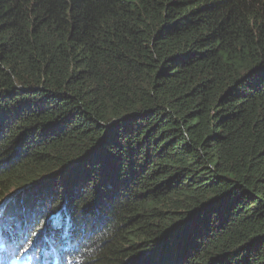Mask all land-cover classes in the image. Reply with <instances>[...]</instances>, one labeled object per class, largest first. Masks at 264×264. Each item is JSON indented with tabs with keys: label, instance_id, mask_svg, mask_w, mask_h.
Listing matches in <instances>:
<instances>
[{
	"label": "trees",
	"instance_id": "obj_1",
	"mask_svg": "<svg viewBox=\"0 0 264 264\" xmlns=\"http://www.w3.org/2000/svg\"><path fill=\"white\" fill-rule=\"evenodd\" d=\"M59 176L70 264H264V0H0V207Z\"/></svg>",
	"mask_w": 264,
	"mask_h": 264
},
{
	"label": "rangeland",
	"instance_id": "obj_2",
	"mask_svg": "<svg viewBox=\"0 0 264 264\" xmlns=\"http://www.w3.org/2000/svg\"><path fill=\"white\" fill-rule=\"evenodd\" d=\"M58 181H60V176L57 179V181L53 187V190H45L42 192H38V194L50 193V194L44 195L42 197L41 203H39V201H38L39 197H36L34 199V203H31L28 200L25 201L24 203H21L23 200H25V196H21V197L16 198L15 202L17 203V205H13L10 203L6 208H4L5 211L7 212V215H6L7 220L3 224H2V220H1L2 219V212H1L2 210H0V249L5 247L9 243H13V244H16L15 249H20L19 251L24 252V254L27 257H29V258H35L36 257L34 254L35 252L32 250L33 245H31V247H29L27 245L29 238L19 242L17 240V234L19 232H21L22 228L25 225H27L28 223L33 222V224L35 226L36 221L34 222V219L39 218V220H40L46 215V213L42 212L44 207H49V206L54 207V205H56V203L60 199V197L58 195L59 190H55L56 186H59ZM44 187H42V188H44ZM31 194H32V192H31ZM53 194H56L55 198L53 200H51L50 203H48L47 199L49 197H51V195H53ZM26 195L28 197L30 195V193L27 192ZM61 202H64V201H61ZM39 205L42 206L41 207L42 209L39 207ZM61 216H66L68 218V215L65 212L61 213ZM21 220H25V221L23 222ZM91 221H93V220H91ZM49 222H51V224L55 226V228L57 229L56 235L57 236L59 235V237H60V230H59L58 221L53 219V220H50ZM94 223H95V226L99 227L100 221H95ZM50 230H52V228H48L47 230H44V231H50ZM53 231H54V228H53ZM14 234H16V237L13 239ZM72 235H74V234H72ZM49 245H50V243H49ZM63 246H64V248H66L67 247L66 243H63ZM26 248H27V250H25ZM21 249H23V250H21ZM37 250H39V248H37L36 251ZM17 251L18 250H15L12 253L19 255L17 253ZM19 256H22V255H19Z\"/></svg>",
	"mask_w": 264,
	"mask_h": 264
},
{
	"label": "clouds",
	"instance_id": "obj_3",
	"mask_svg": "<svg viewBox=\"0 0 264 264\" xmlns=\"http://www.w3.org/2000/svg\"><path fill=\"white\" fill-rule=\"evenodd\" d=\"M39 207L41 208L42 206L39 205ZM66 209H67V206L62 207L61 209H58L57 211H55V209L53 208L54 211L50 215L51 218L46 221V224H47L50 220H53V219L57 220L58 223H59V230H60V237L59 238H61V239H54V240H52V242L50 243L49 246L46 245L48 247L47 248V253L50 254V255L49 254L46 255V257L50 258L51 260H54V262H50L52 264H56L60 259H62V257H67V259L69 261L66 264H70V260H73L74 258L77 259L76 257L79 256L78 253H76L78 250H76L75 245H73V240L72 239L75 236L72 235V234L67 233V230H75L74 227H73L74 225H72L69 216H68V218L66 216H61V213H63V212H65L68 215V212H67ZM43 226H45V225H43ZM52 226L54 228V231H52V230L47 231V232H49V234H53V233L57 232V229L55 228V226L54 225H52ZM29 229L30 228H28L27 232H29ZM65 230H66V232L63 233V231H65ZM28 235H29V233H28ZM55 236L57 237V235H55ZM23 237H24L23 235H20V236L17 237V240L18 239L22 240ZM41 237L42 236L39 235V237H37V238L40 239ZM48 240H50V239H48ZM57 240L61 241V243L58 244ZM63 243H66V245H67L66 248H64ZM46 244H47V242H46ZM27 245H28V243H27ZM31 245H35V238H32V244ZM11 246L13 247L14 244L12 243ZM45 249H46V247H45Z\"/></svg>",
	"mask_w": 264,
	"mask_h": 264
},
{
	"label": "snow or ice",
	"instance_id": "obj_4",
	"mask_svg": "<svg viewBox=\"0 0 264 264\" xmlns=\"http://www.w3.org/2000/svg\"><path fill=\"white\" fill-rule=\"evenodd\" d=\"M31 244H32V241L29 240V241H28V245H29V247L31 246ZM25 250H27V248H26Z\"/></svg>",
	"mask_w": 264,
	"mask_h": 264
},
{
	"label": "bare ground",
	"instance_id": "obj_5",
	"mask_svg": "<svg viewBox=\"0 0 264 264\" xmlns=\"http://www.w3.org/2000/svg\"><path fill=\"white\" fill-rule=\"evenodd\" d=\"M11 251H13V249L11 250ZM18 253V252H17ZM14 255H16V256H18L17 254H14ZM32 263H33V261H31ZM34 264V263H33Z\"/></svg>",
	"mask_w": 264,
	"mask_h": 264
}]
</instances>
